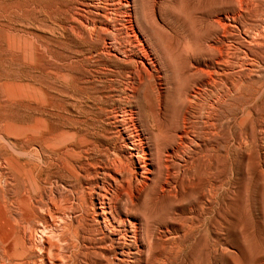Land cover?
<instances>
[{"label":"rangeland","instance_id":"374dc122","mask_svg":"<svg viewBox=\"0 0 264 264\" xmlns=\"http://www.w3.org/2000/svg\"><path fill=\"white\" fill-rule=\"evenodd\" d=\"M68 1L71 3V0H10V1L6 0V2H5V0H0V11L3 13L2 14L0 12V15L2 14V16L0 17V22H2V23H0V28H1L0 29L1 30L0 31V37H2L0 39V41L2 40L0 42V44L3 42L0 45V47H2V48H0V52L3 51L5 53V54H3V52L0 53L1 54L0 55V79L3 80V81L0 80V82H2L0 85V88H2L0 90V94L3 95L5 93L6 84H9L12 86L18 85V84H21V85L24 84L23 86L29 87L31 82H33L32 83L33 85L36 82H39V83H41V86H42V84L46 85V86L44 85L41 87L40 84L38 83L39 85L38 84H35V85H38L39 87L33 86L32 84L30 86V87H36V88L40 89V91L42 92V97H43V99H42L43 103L42 104L34 105L29 100H24L25 101L24 102L23 99H17V100H15L17 103L11 102V105L9 103H7L8 106L10 105V107H7V105L5 106V103H2L0 100L1 106L3 105L2 108L0 106V109H1L0 127H3L4 124H6V123H16V121H18L19 123H23L24 121L28 120V118H29V121L28 122L26 121L27 123L32 122L36 117H42L43 116L44 119H45V117L46 118L48 117L49 120H48V118L45 119V121L47 120V123H46L47 124V130L44 131L43 133H46L45 135L47 136L51 127H52L53 131L55 130L54 133H56V131H57V133H60V132H65L66 130L74 131V129H76L77 131H79V133H78V136H76L75 139L72 141V144L75 143L76 145L75 144L74 145L77 146L78 149L82 148L81 150H84V151L89 149L86 151V152H88L86 154L88 155L89 160H90V158H91V160H93L92 156L95 157L96 155H100V156L104 157V156L109 155L110 151H109V149H107V147H108L109 143H112L113 136L115 135L114 132L116 131L115 129L118 127L123 132V134H129V135H132V137L134 136L133 139L135 140V142H137V144L141 145L142 142L144 141L143 145L147 149H149V151H150V154H149L150 155V161H151L153 168H154L153 172H152L153 181H154V183L155 182L157 183L159 180H161V178L163 176V170H162V163L163 162H162V159H160V158H163L162 155L165 154V150L168 148V146L172 145L173 144L172 141H174L172 136L175 135L174 132H176V131H174L173 129L176 128V125L179 122H180L178 124L179 127L177 125V128L179 129L183 126V123H182L183 121L181 122L180 119L183 120L185 117L183 118V117H181V115L183 114V116H185L186 111L191 110L190 113H192L194 111V109H196V111H198V113L194 111L193 114H195V116H198V117L200 116V118H202L201 116L204 117V115H205L204 112L207 110L206 109L207 103L205 101L209 97H213L214 100L212 98H210V99H212L214 101V103L219 102V103H217V105H216V103L214 105V120H215V118H216V120L215 121L213 120V123H215L213 129L215 128V126L217 127V129L213 130V133L215 132L218 135L215 134V136L213 137V135H214L213 134L210 137L209 133H207L209 131L208 127L206 125H203L202 119H200V118L197 119V121H198V123L196 124L197 126H195V124H192V123L189 124L187 121L186 127L189 130L191 129L190 133L193 136L195 135L196 144L194 147L192 145L189 148L190 150L186 149V153H188V154L185 155L186 156L185 161H188V162L187 163L185 162L184 163L185 165L183 164V167H182L183 169L181 171V173H182L181 180L179 181V184H178L179 187L177 186L176 190L172 193H169V194L165 193V194H162L160 196L157 195L156 191L149 190V191H146V193L142 197L143 199L140 200L139 204H141V205L138 206V209L135 213L140 218V228H141L142 235H143V238H144L145 243H146V252L144 255L145 257L143 256L144 262L137 263L138 262L137 261V262H135V264H144V263L150 264L151 261H152L151 264L152 263L155 264V261H157V259H158V261L156 262V264H166V263L167 264H189V263L190 264H264V260H263L264 259V20H263L264 19V0H257V1H255V0H245V1L244 0H232L231 4H230V0L229 1L228 0H224V1L223 0H221V1L220 0H153V3L152 2L149 3L152 0H148V1L145 0V1H147V4L143 0H141V1L140 0L139 1L138 0H135V1L129 0L130 1V9H131L130 15L132 16V19H131L132 28L130 27V29H129V26H128V28L127 27L121 28L122 32H119L121 25H123L121 23L122 22L121 20H123L122 18H125L129 14H127L126 11L122 8V1L120 3V1L114 0L118 3H116V2L113 3V5H115V7L113 6L114 10L112 11V13H114V15L111 14V17H110L111 19L109 18V20H111L109 23H110V25L112 24L111 25L112 28L111 29L109 28V30L107 29L108 31L107 30L106 31L104 30V32L102 31V34H101V32L98 33L96 31V29L94 31L93 30L90 31V33H89V31L88 30L85 31V29H83V27L81 25L79 26V23L74 22L75 21L74 15H76L75 14L76 12H77V14H79L81 12L79 15H82V13H83L84 16L87 17V16H89L88 13L90 15L92 14V12H90V10L92 9L91 11H93V7L97 6L96 3H98V5H99L100 0L99 1L98 0L97 1L92 0L93 2L91 0H86V1L85 0H82V1L81 0H75V1L72 0L71 6H69L70 4ZM73 1L75 3L77 2V5ZM79 1H80V3H79ZM161 1H162V3H161ZM66 2H68V3H66ZM85 2L87 4H91V6L89 5V8L91 7L90 10H88L89 8ZM101 2H102V0L100 1V3ZM139 2L140 3L144 2L143 4H145V5H148V4L149 5L153 4V5L148 6V8L146 9L147 6L145 7V5H140ZM223 2H224V4H223ZM255 2L258 5L255 4ZM155 3H156V5H155ZM66 4H69V5H67L69 7L66 8V6H65ZM81 4H82V6H81ZM83 4H85L86 7ZM73 5H74V7H73ZM136 5L138 6V8ZM229 5L231 7H229ZM251 5H253V6H251ZM78 6H79V8H78ZM143 6L145 7V9ZM61 7H63L65 10H68V8H71V10L69 9L68 13L63 12L64 9ZM80 7H81L82 11H80L81 10ZM140 7H142V9ZM149 7H152V9L155 7L153 10L155 11V16L157 15L156 18L154 15L152 16L153 18L152 17L150 18L152 13L154 14V11L149 10L150 9ZM247 7H249V9ZM255 7H256V9H255ZM73 8H74V10H73ZM115 8H117V9H115ZM118 8H120V10H118ZM18 9H19V12H18ZM20 9L23 11V13L21 12ZM222 9H224V10L226 9V10L224 11ZM250 9L252 12L250 11ZM60 10H61V12H60ZM75 10H77V11H75ZM85 10L86 11L88 10L87 11L88 13ZM148 10H149V12L151 11L149 13V15L150 14L151 15L150 16L148 15L149 17L146 18ZM218 10H219V14H217ZM4 11H8V12L4 13ZM72 11H74L73 12L74 15L69 14L70 12L72 13ZM115 11H117V12H115ZM120 11L124 12V13H121ZM146 11H147V13H146ZM62 12H63V15H62ZM118 12L120 15L117 14ZM135 12H138V13H136V15H135ZM141 13H143V14H141ZM226 14H227V17H228L230 25H231V27L228 29V31H227L226 27H222L220 29V27H221L220 22L218 23V25L216 23L217 20L220 21L221 16L226 15ZM3 15H4L5 21L2 18ZM22 15H23V18H22ZM61 15L63 17L65 16L64 17L65 19L68 16L69 17L67 18V20H65V19H63V17ZM137 15H138V17H137ZM144 15H145V17H144ZM27 16H28V19H27ZM113 16H116L117 18L114 19ZM121 16H122V18H121ZM71 17H73V19H71ZM6 18H7V20H6ZM24 18H25V20H24ZM29 18L31 20H29ZM118 18H120V20ZM143 18L147 19L148 21L143 20ZM112 19L114 20L113 22H112ZM151 19H152V21H153V19L154 20L157 19L158 21L152 22ZM49 20L54 22V23L52 24L51 22H49ZM117 20H119V21H117ZM22 21H24V22L19 23ZM35 21H37V22H35ZM60 21L62 22V24ZM17 22H18V25H16ZM31 22H33V23H31ZM117 22H119V24ZM145 22L146 23L149 22L148 27L146 26L147 24H145ZM213 22H215V23H213ZM69 23H70V26H69ZM113 23L115 24V26ZM151 23H153V25L155 27ZM38 24H40L41 27ZM55 24H57L58 26L60 25L59 27H61V28L59 29V27ZM72 24H74V25H72ZM140 24H141V26H140ZM156 24H157V26H156ZM42 25H44L46 27H44ZM4 26L6 28V29L4 28L5 30L2 29V27H4ZM11 26H12V28H11ZM14 26H16V27H14ZM71 26L73 28V30L71 29L72 32L70 31ZM75 26H77V27H75ZM152 26H153V28H152ZM159 26H162L163 28L161 29V27H160V29H161L160 30ZM20 27H22V28H20ZM32 27H34L35 29H33ZM47 27L50 30H47ZM62 27L64 28V30ZM10 28L14 29V30H8ZM56 28H58L57 29L58 32L56 31ZM74 28L75 29L78 28V29H76V31H74L75 30ZM113 28H115V29L113 30ZM133 28H135V29H133ZM18 29H19V32H15V31H18ZM25 29H26L27 33L25 32ZM38 29H39V31H38ZM66 29H68V31ZM131 29L135 31V32L133 31L134 34L131 32L132 31ZM223 29H226V30H223ZM20 30H21V32H20ZM116 30H117V32H116ZM147 30H149V31H147ZM150 30H156V31L150 32ZM220 30H221V32H220ZM28 31H29V33H28ZM32 31H33L34 37H33V35H31ZM77 31L80 34H78ZM80 31H82V32H80ZM231 31H233L234 33ZM30 32H31V34H30ZM75 32H76V37L74 34ZM108 32H109V34H108ZM114 32H116V33H115V36L113 37ZM147 32H149V33H147ZM60 33H61V35H60ZM110 33H112L111 36H109ZM117 33H119L120 37L118 36ZM146 33H147V35H150L149 36L150 38L146 35ZM17 34L20 35L21 37L18 36ZM24 34H26V35H24ZM35 34H36V36H35ZM37 34H41V35H39V37L42 38V41L40 40L39 37H37ZM51 34H53V35H51ZM69 34H71V36H69ZM86 34H87V36L89 35V37H87ZM90 34H91V36H90ZM126 34L130 35V36L128 35L130 40ZM6 35H8V37ZM79 35H81V36H79ZM100 35H102V36H100ZM131 35H132V37H131ZM222 35H224V36H222ZM11 36H13L15 38H13ZM85 36H86V38H85ZM35 37L38 39H36ZM49 37L52 39H50ZM53 37H55L56 39L58 38V40H62V41H58ZM61 37H62V39H60ZM71 37H73V38H71ZM104 37L105 38L113 37V38H116L115 41H118L119 39H121L122 41L120 40L119 44H115L117 42H113L112 44H110L111 45L110 50H108L110 52H108L107 50H105V47H103V38ZM117 37H119V38L117 39ZM23 38L24 39L26 38L25 39L26 41L24 40L25 42L22 41ZM68 38H70L71 40ZM148 38H149V40H148ZM219 38H221L222 40ZM4 39L7 41H5ZM85 39L86 40L88 39V40L86 41ZM226 39H227V41H226ZM28 40H30V41H28ZM69 40L71 42H69ZM83 40L86 42H84ZM36 41H38L39 44L36 43ZM57 41H58V43H57ZM82 41H83V43H82ZM89 41H90V44H89ZM123 41L126 43V45ZM137 41H140V42H137ZM22 42L25 43V45L22 44ZM30 42H32L31 47H33V48H31V50H29L28 53L25 55V53L22 51V47H26L27 49L28 48L30 49V45H29ZM120 42H121V44H120ZM261 42L263 45H258ZM128 43H129V45H128ZM219 43H220V45H219ZM6 44L8 46H6ZM133 44H134V46H132ZM141 44H143V45H141ZM227 44L229 45L228 47H230V46L232 47V48L231 47L230 48H231V51L233 53H231L230 48H228L226 46ZM35 45L36 46L38 45L37 46L38 49ZM121 45H123V46H121ZM5 46L8 50H6L4 48ZM208 46L210 49H208ZM215 46H217V47L219 46L218 47L219 51H217L218 50L217 47L214 48V51H213V47H215ZM221 47H224L226 50L224 48H221ZM35 48L37 49L36 53H35V50H36ZM116 48H117V50H116ZM2 49H4V50H2ZM139 49L140 50L143 49V50H141V51H143L142 52L143 55L141 52H139L140 51ZM221 49H224V51L223 50L220 51ZM12 50H13V52H12ZM32 50H33V52H32ZM80 50H81V52H80ZM120 50H123L124 52L121 51L122 53H120ZM6 51H8V52L11 51L12 53L10 52L11 54H9ZM41 51H43V52L40 53ZM96 51H98V52L100 51V52L98 53ZM19 52L22 55L21 57H23V58H21L19 56L20 55ZM29 52H31V53L29 54ZM112 52H113V54H112ZM131 52H133L134 54H131ZM218 52L221 54H218ZM6 53H7V55H6ZM22 53L24 54V56ZM39 53L42 56H40ZM97 53H98V55H97ZM100 53L101 54L103 53V55H100ZM105 53H107V55ZM123 53L125 54L124 57L126 56L125 58H123ZM226 53H228V54H226ZM12 54H13V56H12ZM34 54H37V55L35 56ZM225 54L227 55L226 57H225ZM2 55H3V57H2ZM8 55H10V56H8ZM16 55H18V56H16ZM38 55H39V58L41 60H39V58L37 57ZM89 55H90V57H89ZM91 55H92V57H91ZM134 55H136V56L134 57ZM201 55H203V56H201ZM105 56H107V58ZM110 56H111V58H110ZM131 56H133V57H131ZM7 57H10V58H7ZM16 57L18 59L20 58L19 61H18V59L16 60ZM24 57H25V59H24ZM94 57H96V58H94ZM108 58H110L112 60H110ZM119 58L123 59V60L120 59L121 62L124 61V62H122V64H121ZM129 58H130L131 62L129 61ZM138 58H142V60L144 61L143 62L144 64L140 63ZM151 58H152V60H151ZM80 59H82V62H80ZM204 59H205V61H204ZM77 60H78V62H77ZM133 60H134V62H133ZM229 60L231 62V63L229 62L230 64L228 63ZM39 61L41 64L39 63ZM111 61H114V62L117 61V62L114 63ZM217 61H219V64ZM222 61L225 62L224 65H226V63H227L228 67L223 66V64L221 63ZM19 62L22 64V66ZM152 62L155 65H153V64L151 65ZM203 62H205L207 65H205V63H203ZM31 63H32V65H30ZM37 63H39L40 66H38L39 64H37ZM89 63H91V64H89ZM94 63H96V64H94ZM99 63L101 64V67H100ZM17 64H20V65L18 66ZM44 64L48 65V66H45ZM87 64L90 66V68H88L89 66ZM115 64H116V67H114ZM134 64L136 66H134ZM159 64H161V65H159ZM220 64H222L221 65L222 67L220 66ZM245 64H246V66H245ZM29 65L31 66V68ZM36 65L38 66V68H36ZM119 65H121V66L119 67ZM138 65H139V67H138ZM215 65L217 66L216 67L217 69H214ZM141 66L144 70H147L146 71L147 73L145 71H143ZM40 67H42V68H40ZM104 67L107 70L111 69L110 70L111 72L109 70L108 71L104 70L105 69ZM123 67H126L127 69L126 68L125 69L127 71ZM195 67H196V71H195ZM257 67H258V69H257ZM47 68L48 69H50V68L54 69L55 70L54 72L55 73L57 72L56 75L59 74V76L58 75H57V77H56V75L54 76L55 73H53V71L51 69L48 70ZM87 68H88V71H87ZM140 68H141V70H140ZM152 68H153V72H151ZM203 68L206 70H204ZM221 68H222V70H223V68H225V69L222 71ZM226 68H228L229 72L226 70ZM255 68H256V70L254 73ZM31 69L32 70L34 69V71H32ZM94 69H95V71H93ZM97 69H98V72L96 71ZM137 69H138V71H137ZM163 69H165V71H163ZM43 70H45V71H43ZM113 70H115V72ZM117 70H119L118 72L119 73L121 72V73L119 74L118 72H116ZM155 70L158 72H156ZM202 70H204L206 73ZM49 71L52 72L51 74H53V77H52V75L49 74ZM103 71H105L103 73L104 75L102 74ZM128 71H129V73H127ZM244 71H245L246 75L244 74ZM90 72H92V73H90ZM195 72H197V73H195ZM209 72H212V74H210ZM246 72L249 74L251 73L250 76H247ZM36 73H37V75L39 74L40 77H42L41 75L44 74L45 75V76L43 75L44 79L40 78L39 75L36 76ZM45 73H47V77H46ZM110 73H112V74H110ZM139 73L140 74L142 73V74L140 76L141 78L138 77L139 78L138 79L137 78L138 75L136 76L135 74H139ZM33 74H35V76ZM83 74H84V76H82ZM85 74L87 75V77ZM154 74H155V76H154ZM75 75L77 77L76 81L74 80L76 78V77H74ZM88 75L91 78H89ZM149 75L153 78H151ZM208 75H209V77H208ZM216 75H218L220 78H218V76L216 78ZM19 76H21V77L24 76V77L20 78ZM31 76H34L35 78L34 77L32 78ZM79 76L82 80L79 78ZM10 77L12 78V80L10 79ZM50 77H52V78H50ZM64 77H66L67 79L69 78V79L67 80ZM83 77H85V78H83ZM120 77H122V78L120 79ZM142 77H143V79L148 78V79H151L152 82L154 80H156L157 82L154 81L153 83H151V80L146 79L147 81H146V83H144L145 80H143ZM210 77L212 79H215V81L212 80ZM239 77L242 79H240ZM248 77H250V78H248ZM25 78L27 79V82H26ZM38 78H40L41 80ZM92 78L94 81L92 80ZM108 78L111 81H109ZM126 78H127V80H126ZM133 78L135 79L134 80L135 82L133 81ZM164 78L167 79L166 80L167 82L165 81ZM246 78H248V79H246ZM22 79H24L23 80L24 83H22L23 82ZM32 79H34V80H32ZM45 79H47V81ZM99 79H100V81H99ZM119 79H120V81H118ZM207 79L209 81H211V80L214 81L215 84L212 81L210 82L212 84L209 83L210 85L205 84V82L207 83V81H208ZM15 80H16V82H15ZM48 80H49V82L51 80L52 85H51V83L50 84L48 83ZM105 80H106V82H103ZM113 80H115V81H113ZM121 80H123V81H121ZM138 80L144 81V82H139ZM200 80L204 83H201ZM242 80H243V82H242ZM11 81H13V84ZM40 81H42V82H40ZM82 81H84V83ZM131 81L133 83H137V81H138V83L132 85ZM223 81L224 82L226 81V82L224 83ZM19 82H21V83H19ZM29 82H30V84H29ZM53 83H55L56 85H53ZM79 83L81 86L80 85L78 86ZM148 83L152 84L154 89L156 88L155 91L158 94V96L155 95L153 87L150 90V88H151L150 84H149V87L146 86ZM154 83H155V85H154ZM96 84L99 87H96ZM103 84L105 87L102 86ZM109 84H111L112 87ZM121 84L123 85V87ZM200 84H202V87ZM84 85H87L89 88L91 86H93V87L88 89L87 86L83 87ZM194 85H197L198 87L194 86ZM52 86L55 88L58 87L59 90L57 88L54 89L55 91L53 90V88L50 89V87H52ZM94 86H95V88H94ZM156 86H158L159 88ZM79 87H82V89L84 88L85 91H81L82 89L80 90ZM102 87H103V89H102ZM113 87L117 88L118 90L113 89ZM142 87H145L147 90H142ZM192 87H193V90L191 92L190 89H192ZM72 88L74 91L72 90ZM76 88H77V90H75ZM98 88H101V90ZM105 88H106V90H105ZM126 88H127V90H126ZM148 88H149L150 92L152 91L154 93L155 97H157V100H159L158 97H161V99L158 101L161 104H159L158 102L155 101L156 98H155V100H153L154 95H153V93L152 94L149 93ZM162 88H164V89H162ZM130 89H132L134 92L133 93H132V91L130 92ZM158 89L160 91H157ZM44 90H45V92H44ZM102 90H104L103 93H102ZM108 90H110V91H108ZM163 90H165V91H163ZM195 90L196 91L198 90V93H196ZM46 91H48L49 93H53V95L55 94L54 95L55 98H56V95H58L57 98L52 99V97H50V95L52 96V94L49 95ZM56 91H57V94L55 93ZM59 91H60V93H59ZM75 91H77L79 94L77 95V93ZM122 91H123V93H122ZM143 91H145V92H143ZM161 91H162V93H161ZM234 91L236 94L234 93ZM107 92H108V94H107ZM109 92H111V93H109ZM186 92H187V94H186ZM188 92H189V95H188ZM190 92H191V94H190ZM61 93H63V94H61ZM105 93H106V95H105ZM129 93L132 95L130 96ZM140 93H142V94H140ZM159 93L161 95H159ZM220 93H221V96H220ZM113 94H114V96H113ZM232 94H234V95H232ZM72 95L73 96L75 95L74 96L75 99ZM139 95L141 97H139ZM143 95H145V96H143ZM152 95H153V98H150ZM185 95H187V96H185ZM194 95L197 96L195 100L191 98ZM200 95L202 97L203 96L204 97L202 98ZM216 95H218L219 97L218 96L216 97ZM76 96L79 97V99L76 98ZM102 96H103V98H102ZM109 96H110V98H109ZM117 96H118V98H117ZM205 96H206V98H205ZM85 97L86 98L88 97L87 98L88 100ZM127 97L129 98L130 101H128ZM133 97H134V99H133ZM187 97H190V98H189V100L186 101L184 98H187ZM198 97H199L200 101H199ZM220 98H222V99H220ZM223 98H224V100H223ZM50 99H52V101ZM135 99H138V101ZM151 99H152V101H151ZM190 99H192V102L195 101L197 104L190 103L191 102ZM18 100L23 102L22 103L23 105H25L26 103H29V105H30V103H31L30 107L32 106V108H28V105H27L24 107V109H25L24 110L22 107L23 105L21 106V102ZM108 100H110V101L107 102ZM100 101H102V102H100ZM154 101H155V104L157 103V105H155L153 103ZM185 101L188 103H185ZM223 101L224 102L228 101V103L226 102L224 105ZM112 102H114L115 104H113ZM120 102H121V104H120ZM15 103H16V106H15ZM53 103H54V105H53ZM94 103H96V104H94ZM198 103H200V104H198ZM74 104H77V105H74ZM158 104H159V106H158ZM185 104H189V106L188 105L186 106ZM49 105H50V107H49ZM52 105H53L54 109H52V107H51ZM72 105H73V107H72ZM84 105H86V106H84ZM137 105L139 106V108ZM162 105H163V107H162ZM36 106L38 108H36ZM41 106L46 107V108L48 107L49 109L48 108L44 109ZM74 106H75V108H74ZM100 106H101V108H100ZM218 106H220V107H218ZM12 107H14V108H12ZM21 107H22V110H21ZM95 107L98 110H95L96 109ZM185 107L186 108L188 107V108H187V110L184 111V109H186ZM203 107L205 108V111H204ZM215 107L218 108V110L217 109L215 110ZM7 108H9V109H7ZM41 108H42L43 113L41 112ZM198 108H200V109H198ZM37 109H39V110H37ZM126 109H128V110H126ZM33 110H35V111H33ZM46 110L49 111V113ZM89 110H91V111H89ZM111 110L114 112H112ZM138 110L141 112L139 113ZM143 110H145V111H143ZM19 111H21V112H19ZM116 111H118V114L116 113ZM126 111L129 114V116L127 115ZM201 111H204V112H202L203 114L201 113ZM18 112H19V115L17 114ZM26 112L29 114V116L26 114ZM51 112H52V115L50 114ZM99 112H101V113H99ZM155 112H156V114L160 115L158 120L156 119V118H158V115H156ZM158 112L161 114H159ZM46 113H47V115H45ZM55 113H56V115H55ZM92 113H94V114H92ZM105 113H106V118H105ZM8 114H9V116L12 114L13 116H11V117H13V118L7 116ZM20 114L21 115L23 114V115L21 116ZM32 114H33V116H31ZM41 114H43V115L41 116ZM186 114H189V113L186 112ZM3 115L7 118L6 121H3V118L6 119ZM34 115H35V117H34ZM85 115H86V117H84ZM124 115H125V117H124ZM219 115H221V116H219ZM1 116H3V118ZM23 116H27V117L24 118ZM52 116H53V118H52ZM107 116L109 118V121L107 120ZM111 116H115L116 118L118 117L117 118L118 123H115V125L112 124V121L110 120ZM140 116H142L143 119H141ZM15 117H17V118H15ZM130 117H131V119H130ZM139 117H140V121L142 120V122L139 121ZM18 118H21L22 121ZM55 118H56V120H55ZM74 118H76L78 120H76ZM93 118L94 119L97 118V119L93 120ZM99 118H101V119H99ZM90 119H91V121H90ZM148 119H150L149 120L150 122H148ZM8 120L10 122H8ZM52 120H55V121L53 122ZM99 120H101V121H99ZM121 120H123V121H121ZM129 120L132 121V124L129 122ZM72 121H74V122H72ZM79 121H81L82 123H84L86 125V128L88 129V131L85 128V125H83L81 122L78 123ZM87 121L91 122V123H87ZM155 121H156V123H154ZM51 122H52V124L55 123V125L54 124H53V126L50 125ZM75 122H77V124ZM176 122H178V123H176ZM57 123H58V127H57ZM68 123H70V124H68ZM71 123H72L73 127H72ZM150 123L153 125H151ZM1 124H3V125H1ZM128 124L132 127V129ZM104 125H105V127H104ZM146 125H147V127H146ZM55 126L57 128H59L60 131L57 128H55ZM66 126H67V129H66ZM82 126H84V127H82ZM92 126H95V127H92ZM154 126H155V128H154ZM90 127H91V129H90ZM177 128L175 130H178ZM192 128H194L195 130H198L197 132H199V133H197ZM61 129H63V130H61ZM70 129H72V130H70ZM79 129H82L85 131L82 132V130H79ZM147 129H149V130H147ZM199 129H200V131H199ZM52 130L50 132H53ZM89 130H91V131H89ZM134 130H136L139 133L138 134L139 138L134 135ZM100 131L103 134H101ZM106 131H108V132H106ZM203 131H204V133H203ZM205 131H207V132H205ZM132 132H133V134H132ZM152 132H154V133H152ZM157 132H159V133L157 134ZM193 132L194 133L196 132V133L193 134ZM172 133H174V134H172ZM97 134H98V138H96ZM45 135L43 134L42 136H45ZM94 135H96V136H94ZM101 135L102 136L104 135L103 136L104 138ZM167 135H170V136H167ZM197 135L199 136V138H196V137H198ZM202 135H205V136H202ZM89 136H91V138ZM168 137H170L173 140H170ZM95 139H96V141H95ZM197 139H199V140H197ZM80 140H81V142H79ZM139 140L142 142L140 143ZM165 141H167V142L169 141V142L166 144ZM211 141L213 144L211 143ZM99 142L102 144L101 145L102 147H100ZM163 142H165V145L163 144ZM197 142L199 144L202 143L204 145L199 146V144H198V146H199L198 147V146H196ZM169 143H170V145H168ZM209 144H210L211 148L208 146ZM95 145H97L100 148V150ZM201 146H203V147H201ZM163 147H164V149L165 148L166 149L164 150ZM191 149L193 150V153H192ZM90 150L92 151L91 153H90ZM195 150H196V152H194ZM94 151H96V152H94ZM98 151H99V153H98ZM94 153H97V154H94ZM103 153H105V154H103ZM204 153H205V155H204ZM191 154L194 155L192 157L193 159L196 156L194 160L192 158H191L192 160L190 158H188V156L189 157L192 156ZM197 155H198V157H197ZM202 159H203V161H202ZM190 160L192 161V164H194V166L191 164ZM211 165H212V167H210ZM185 167H187V168H185ZM185 172H187V173L185 174ZM192 172H194V173H192ZM185 175H187L189 177L186 176L187 177L186 178ZM195 176H196V178H195ZM193 178H194V180H193ZM212 184L214 185V187H216L215 189H214ZM207 185H208V187H207ZM194 186H196V188ZM211 186L215 190V192H213ZM205 187H207L208 189H206ZM205 189H206V191L208 190L207 191L208 193L206 192L207 195L212 193L213 195L212 194L211 195L213 197L214 196H216V197H214V199H213L210 197V195H209V197L206 196ZM184 191H186V192H184ZM193 193H195V194H193ZM196 193L200 196H197ZM147 194H148V196H147ZM194 196L195 197L197 196L199 198L198 200H201L202 202L198 201V203H197V199L195 198L196 199V201H195V199L193 198ZM175 197H176V199H175ZM208 198H209V200H208ZM188 200L189 201L191 200V202H189ZM213 200L216 202H213ZM190 203H191V206H190ZM205 204H206V206H204ZM202 207H204L203 210H202ZM180 208L182 210H180ZM198 208H199V210H198ZM208 209L210 210V212ZM174 214L176 215L175 217L172 216ZM212 215H213V217H212ZM180 218L182 220H180ZM176 219H178V220H176ZM181 221H183V222H181ZM176 222L178 225L176 224ZM208 222H210V223H208ZM141 225H142L143 229H142ZM153 226H155V227H153ZM174 226L178 227V228H175ZM182 226L185 228H182ZM187 226H188V228H187ZM150 227H152L153 232L155 231L154 232V234L156 233L155 235L153 233H151L152 231L151 232L149 231V230H151ZM167 231H170V233L172 232V234H170ZM150 233H151L150 236H152V234H153V236H159L160 239H158V241H161V242L158 243L157 240H156L157 243L153 242L151 240V238L149 237ZM176 233L179 236L175 235ZM163 235L166 237H164ZM170 235H172V236L170 237ZM167 238L169 240H172L171 244H174V246H175L174 247L172 245V248L174 247L173 251H171L172 248H169L171 246L170 245L171 241L167 242ZM165 239H166L165 242L167 243V246H168V247H166V249H167V251L169 250L168 253H170V254H168L165 251L166 249H163L164 252L161 251V254H160V250H162V248L164 246L163 240H165ZM148 240L151 241V243ZM193 241H194V243H193ZM173 242H175V243H173ZM185 246L188 248H185ZM175 249H177V250H175ZM99 252L100 251L96 250L95 252H89L88 253L87 260L89 261V263L99 262L101 260ZM165 253H167V254H165ZM153 255H155L157 257L159 255V257L157 258ZM165 255H167L168 257L166 256L167 258H165ZM160 256H161V258H160ZM162 260L165 261V263H163ZM171 260H173V261H171Z\"/></svg>","mask_w":264,"mask_h":264},{"label":"bare ground","instance_id":"6f19581e","mask_svg":"<svg viewBox=\"0 0 264 264\" xmlns=\"http://www.w3.org/2000/svg\"><path fill=\"white\" fill-rule=\"evenodd\" d=\"M8 1V0H7ZM10 1V0H9ZM75 1V0H74ZM73 1V2H74ZM82 1V0H81ZM86 1V0H85ZM92 1V0H91ZM97 1V0H96ZM99 1V0H98ZM101 1V0H100ZM99 1V5L98 3L97 6H94L93 4V11L90 10L89 8V5L91 6V4H87L88 6V10H90V12H92V14L90 15L86 10V12L88 13L89 16L85 17L84 14L82 13V15H79L77 14V12L75 13L76 15H74V11H72V13L70 12L69 14H73L74 15V22L76 23H79V26L81 25L83 27V29L88 30L89 33L90 31H94L96 29V31L99 33L101 32L102 34V31L104 32V30L106 31L107 29L109 30V28L111 29L112 28V24L110 25V21L109 18L111 17V14L114 15V13H112V11L114 10L113 6L115 7V5H113L114 0H102V2L100 3ZM122 1V8L126 11L127 14H129L128 16H126L125 18H121L123 20H121L122 24L121 27H120V31L119 32H122L121 31V28H128L129 26V29L130 27L132 28V16L130 15L131 13V9H130V1L129 0H118ZM135 1V0H134ZM139 1V0H138ZM141 1V0H140ZM145 1V0H143ZM148 1V0H147ZM147 1H145V3L147 4ZM221 1V0H220ZM224 1V0H223ZM229 1V0H228ZM231 1L230 0V4H231ZM245 1V0H244ZM257 1V0H255ZM6 2V0H5ZM69 2V1H68ZM66 2V3H68ZM90 2V1H89ZM93 2V1H92ZM153 3V0L150 1L149 3ZM160 2V1H159ZM226 2V1H225ZM243 2V1H242ZM75 3V2H74ZM80 3V1H79ZM84 3V2H83ZM118 3V2H116ZM140 3V2H139ZM142 3V2H141ZM140 5H145V4H141ZM162 3V1H161ZM229 3V2H228ZM247 3V2H246ZM252 3V2H251ZM70 4V5H69ZM69 4H66V8L71 6L72 5V0H71V3L69 2ZM77 5V2L75 3ZM160 4V3H159ZM224 4V2H223ZM222 4V5H223ZM253 4V3H252ZM255 4H257L255 2ZM61 5V4H60ZM69 5V6H67ZM75 5V6H76ZM79 5V4H78ZM85 6V4H83ZM118 5V4H117ZM153 4H148V5H145L146 9L148 8V6H152ZM156 5V3H155ZM247 5V4H246ZM258 5V4H257ZM82 6V4H81ZM137 6V5H136ZM253 6V5H251ZM256 6V5H255ZM74 7V5H73ZM86 7V6H85ZM117 7V6H116ZM119 7V6H118ZM144 7V6H143ZM144 7V9H145ZM223 7V6H222ZM229 7H231L229 5ZM33 8V7H32ZM63 8V7H61ZM79 8V6H78ZM84 8V7H83ZM138 8V6H137ZM142 9V7H140ZM150 9L149 10H153L152 7H149ZM233 8V7H232ZM249 9V7H247ZM253 8V7H252ZM64 9V8H63ZM71 10V8H68V10ZM77 9V8H76ZM81 9V7H80ZM85 9V8H84ZM83 9V10H84ZM117 9V8H115ZM143 9V10H144ZM256 9V7H255ZM21 10V9H20ZM24 10V9H23ZM26 10V9H25ZM59 10V9H58ZM62 10V9H61ZM60 10V12H61ZM65 10V9H64ZM63 12H67L68 13V10H65ZM74 10V8H73ZM118 10H120V8H118ZM148 10V13H147V16L146 18H148L150 15ZM224 10V9H222ZM226 10V9H225ZM224 10V11H225ZM254 10V9H253ZM16 11V10H15ZM14 11V12H15ZM57 11V10H56ZM77 11V10H75ZM82 11V9L80 10ZM145 11V10H144ZM154 11V10H153ZM251 11V9H250ZM1 12V11H0ZM7 13L8 11H4V13ZM11 12V11H10ZM9 12V13H10ZM18 12H19V9H18ZM17 12V13H18ZM21 12L23 13V11L21 10ZM63 12H62V15H63ZM79 12V11H78ZM117 12V11H115ZM121 12V11H120ZM143 12V11H142ZM252 12V11H251ZM2 13V12H1ZM16 13V12H15ZM21 13V14H22ZM66 13V14H67ZM121 13H124V12H121ZM136 13L138 12H135V15ZM250 13V12H249ZM263 13V12H262ZM3 14V13H2ZM2 14L0 15V17L2 16ZM119 14V12L117 13ZM143 14V13H141ZM219 14V10H218V13ZM61 15V16H62ZM68 15V14H67ZM120 15V14H119ZM146 15V14H145ZM144 15V17H145ZM149 15V16H148ZM155 16V11H154V14L152 13V15L150 16V18L152 16ZM261 15V14H260ZM7 16V15H6ZM21 16V15H20ZM60 16V15H59ZM117 16V15H116ZM116 16H113L114 19L117 18ZM131 16V17H130ZM19 17V16H18ZM17 17V18H18ZM63 17V16H62ZM65 17V16H64ZM63 17V19H65ZM67 17V16H66ZM69 17V16H68ZM67 17V18H68ZM120 17V16H119ZM124 17V16H123ZM138 17V15H137ZM157 17V15L155 16V18ZM216 17V16H215ZM218 17V16H217ZM230 17V16H229ZM233 17V16H232ZM3 20H4V15H3ZM22 18H23V15H22ZM67 18L65 20H67ZM153 18V17H152ZM219 18V17H218ZM21 19V18H20ZM27 19H28V16H27ZM50 19V18H49ZM55 19V18H54ZM57 19V18H56ZM70 19V18H69ZM68 19V20H69ZM71 19H73V17H71ZM111 19V18H110ZM120 20V18H118ZM215 19V18H214ZM7 20V18H6ZM23 20V19H22ZM25 20V18H24ZM29 20H31L29 18ZM28 20V21H29ZM36 20V19H35ZM47 20V19H46ZM51 20V19H50ZM52 24L54 22L50 21ZM117 20V21H119ZM140 20V19H139ZM143 20H147V19H144ZM142 20V21H143ZM156 20V21H155ZM151 19L152 22H157L158 20L157 19ZM264 20V19H263ZM5 21V20H4ZM27 21V22H28ZM34 21V20H33ZM58 21V20H57ZM62 21V20H61ZM60 21V22H61ZM114 20L112 19V22ZM148 21V20H147ZM231 21V20H230ZM24 21L22 22H19V23H23ZM37 22V21H35ZM63 22V21H62ZM61 22V24H62ZM69 22V21H68ZM67 22V23H68ZM73 22V23H74ZM220 22V29L222 27H226L227 28V31L228 29L231 27L230 25V22H229V19L227 17V14L226 15H223L221 16L220 18V21L217 20V25L218 23ZM2 23V22H0ZM8 23V22H7ZM33 23V22H31ZM39 23V22H38ZM58 23V22H57ZM65 23V22H64ZM119 24V22H117ZM215 23V22H213ZM9 24V23H8ZM29 24V23H28ZM60 24V23H59ZM114 24V23H113ZM145 24H147L146 26L148 27V23L145 22ZM153 25V23H151ZM150 24V25H151ZM234 24V23H233ZM18 25V22L17 24ZM24 25V24H23ZM34 25V24H33ZM40 26V24H38ZM45 25V24H44ZM42 25V26H44ZM57 25V24H55ZM74 25V24H72ZM160 25V24H159ZM8 26V25H7ZM32 26V25H31ZM38 26V27H39ZM58 26V25H57ZM60 26V25H59ZM58 26V27H59ZM69 26H70V23H69ZM115 26V24H114ZM113 26V27H114ZM139 26V25H138ZM141 26V24H140ZM143 26V25H142ZM154 26V25H153ZM152 26V28H153ZM157 26V24H156ZM16 27V26H14ZM41 27V26H40ZM39 27V28H40ZM46 27V26H44ZM65 27V26H64ZM68 27V26H67ZM74 27V26H73ZM77 27V26H75ZM136 27V26H135ZM155 27V26H154ZM163 28L162 26H159V29ZM233 27V26H232ZM235 27V26H234ZM4 27H2V29H4ZM8 28V27H7ZM12 28V26H11ZM8 29V30H14V29ZM22 28V27H20ZM33 29H35L34 27H32ZM52 28V27H51ZM61 27H59L60 29ZM63 28V27H62ZM70 28V27H69ZM116 28V27H115ZM113 28V30L115 29ZM146 28V27H145ZM157 28V27H156ZM155 28V29H156ZM263 28V27H262ZM1 29V28H0ZM6 29V28H5ZM4 29V30H5ZM46 29V28H45ZM58 28H56V31H57ZM71 29L73 30L72 26L70 28V31ZM75 29V28H74ZM78 29V28H76ZM76 29L74 31H76ZM118 29V28H117ZM128 29V30H129ZM135 29V28H133ZM160 29V30H161ZM16 30V29H15ZM31 30V29H30ZM37 30V29H36ZM47 30H50L48 29L47 27ZM64 30V28H63ZM62 30V31H63ZM68 31V29H66ZM107 30V31H108ZM119 30V29H118ZM127 30V29H126ZM132 30V29H131ZM159 30V31H160ZM223 30H226V29H223ZM231 30V29H230ZM1 31V30H0ZM3 31V30H2ZM7 31V30H6ZM23 31V30H22ZM39 31V29H38ZM79 31V30H78ZM77 31V33H78ZM111 31V30H110ZM130 31V30H129ZM134 30H132L131 32L133 33ZM140 31V30H139ZM146 31V30H145ZM149 31V30H147ZM153 32V31H156V30H150V32ZM8 32V31H7ZM6 32V33H7ZM15 32H19V29L18 31H15ZM21 32V30H20ZM25 32L27 33L26 29H25ZM53 32V31H52ZM58 32V31H57ZM72 32V31H71ZM82 32V31H80ZM113 32V31H112ZM117 32V30H116ZM113 34V37L115 36V33ZM127 32V31H126ZM135 32V31H134ZM221 32V30H220ZM233 32V31H231ZM9 33V32H8ZM11 33V32H10ZM29 33V31H28ZM36 33V32H35ZM62 33V32H61ZM60 33V35H61ZM70 33V32H69ZM88 33V32H87ZM92 33V32H91ZM106 33V32H105ZM125 33V32H124ZM130 33V32H129ZM149 33V32H147ZM146 33V35H147ZM224 33V32H223ZM222 33V34H223ZM234 33V32H233ZM232 33V34H233ZM12 34V33H11ZM31 34V32H30ZM49 34V33H48ZM75 34V37H76V32L74 33ZM80 34V33H78ZM77 34V35H78ZM109 34V32H108ZM107 34V35H108ZM112 33H110L109 36H111ZM118 36H119V33H117ZM116 34V35H117ZM134 34V33H133ZM136 34V33H135ZM231 34V35H232ZM18 35V34H17ZM16 35V36H17ZM26 35V34H24ZM28 35V34H27ZM33 35V31H32V34ZM39 35L41 34H37V37H39ZM46 35V34H45ZM53 35V34H51ZM58 35V34H57ZM56 35V36H57ZM93 35V34H92ZM104 35V34H103ZM106 35V34H105ZM127 37L129 34H126ZM4 36V35H3ZM8 37V35H6ZM20 36V35H18ZM17 36V37H18ZM23 36V35H22ZM30 36V35H29ZM36 36V34H35ZM47 36V35H46ZM55 36V35H54ZM59 36V35H58ZM69 36H71V34H69ZM73 36V35H72ZM81 36V35H79ZM87 36V34H86ZM85 36V38H86ZM91 36V34H90ZM97 36V35H96ZM102 36V35H100ZM123 36V35H122ZM130 36V35H129ZM148 37L150 35H147ZM224 36V35H222ZM13 37V36H11ZM21 37V36H20ZM24 37V36H23ZM34 37V35H33ZM32 37V38H33ZM48 37V36H47ZM52 37V36H51ZM68 37V36H67ZM89 37V35L87 36ZM113 37H109V38H103V47H105V50H110V44H112L113 42H117L115 44H119V41L121 39H119L118 41H115L116 38H113ZM120 37V36H119ZM117 37V39L119 38ZM126 37V38H127ZM132 37V35H131ZM220 37V36H219ZM262 37V36H261ZM260 37V38H261ZM2 37H0L1 39ZM4 38V37H3ZM15 38V37H13ZM36 38V37H35ZM40 40L42 41V38L39 37ZM50 38V37H49ZM55 38V37H53ZM65 38V37H64ZM73 38V37H71ZM82 38V37H81ZM92 38V37H91ZM102 38V37H101ZM122 38V37H121ZM125 38V37H124ZM129 38V37H128ZM150 38V37H149ZM148 38V40H149ZM152 38V37H151ZM263 38V37H262ZM6 39V38H5ZM4 39V40H5ZM12 39V38H11ZM26 39V38H25ZM23 38L22 41L25 40ZM31 39V38H30ZM34 39V38H33ZM38 39V38H36ZM52 39V38H50ZM56 39V38H55ZM62 39V37L60 38ZM70 39V38H68ZM83 39V38H82ZM147 39V38H146ZM221 39V38H219ZM257 39V38H256ZM3 40V41H4ZM54 40V39H53ZM58 40V38L56 39ZM64 40V39H63ZM71 40V39H70ZM69 40V42H71ZM86 40V39H85ZM88 40V39H87ZM86 40V41H87ZM124 40V39H123ZM130 40V38H129ZM138 40V39H137ZM213 40V39H212ZM217 40V39H216ZM222 40V39H221ZM255 40V39H254ZM258 40V39H257ZM2 41V40H1ZM0 41V42H1ZM7 41V40H5ZM4 41V42H5ZM26 41V40H25ZM24 41V42H25ZM30 41V40H28ZM32 41V40H31ZM58 41H62V40H58ZM57 41V43H58ZM84 41V40H83ZM82 41V43H83ZM84 41V42H86ZM102 41V40H101ZM122 41V40H121ZM126 41V40H125ZM128 41V40H127ZM133 41V40H132ZM141 41V40H140ZM140 41H137V42H140ZM227 41V39H226ZM252 41V40H251ZM250 41V42H251ZM56 42V41H55ZM64 42V41H63ZM68 42V43H69ZM81 42V41H80ZM124 42V41H123ZM135 42V41H134ZM149 42V41H148ZM210 42V41H209ZM254 42V41H253ZM3 43V42H2ZM1 43V44H2ZM6 43V42H5ZM36 43H38V41H36ZM41 43V42H40ZM56 43V44H57ZM67 43V44H68ZM125 43V42H124ZM131 43V42H130ZM151 43V42H150ZM207 43V42H206ZM0 44V45H1ZM22 44L25 45V43L22 42ZM31 44L32 42L29 43L30 45V49L26 48V47H22V51L25 53V55L28 53L29 50H31ZM39 44V43H38ZM86 44V43H85ZM89 44H90V41H89ZM121 44V42H120ZM148 44V43H147ZM152 44V43H151ZM27 45V44H26ZM41 45V44H40ZM126 45V43H125ZM124 45V46H125ZM129 45V43H128ZM143 45V44H141ZM220 45V43H219ZM254 45V44H253ZM256 45V44H255ZM258 45H263L262 42ZM6 46H8L6 44ZM6 46L4 47L6 50H8L6 48ZM36 46V45H35ZM38 46V45H37ZM36 46V47H37ZM44 46V45H43ZM82 46V45H81ZM85 46V45H84ZM91 46V45H90ZM89 46V47H90ZM117 46V45H116ZM115 46V47H116ZM123 46V45H121ZM134 46V44L132 45ZM152 46V45H151ZM227 47L229 46L228 44L226 45ZM45 47V46H44ZM87 47V46H86ZM97 47V46H96ZM119 47V46H118ZM128 47V46H127ZM131 47V46H130ZM129 47V48H130ZM144 47V46H143ZM153 47V46H152ZM217 46L213 47V51H214V48H216ZM219 47V46H218ZM217 47V48H218ZM231 47V46H230ZM228 47V48H230ZM259 47V46H258ZM2 48V47H0ZM21 48V47H20ZM134 48V47H133ZM137 48V47H136ZM156 48V47H155ZM154 48V49H155ZM212 48V47H211ZM221 48H224V47H221ZM232 48V47H231ZM231 48H230V51H231ZM16 49V48H15ZM19 49V48H18ZM36 49V48H35ZM38 49V47H37ZM37 49L35 50V53L37 51ZM87 49V48H86ZM104 49V48H103ZM115 49V48H114ZM113 49V50H114ZM135 49V48H134ZM153 49V50H154ZM158 49V48H157ZM208 49L209 46H208ZM225 49V48H224ZM224 49H221L220 51H224ZM4 50V49H2ZM88 50V49H87ZM101 50V49H100ZM117 50V48H116ZM130 50V49H129ZM128 50V51H129ZM140 50V49H139ZM143 50V49H141ZM139 51V52H143V51ZM226 50V49H225ZM228 50V49H227ZM75 51V50H74ZM121 51L123 50H120V53H122ZM147 51V50H146ZM157 51V50H156ZM219 51V48L218 50ZM3 52V51H2ZM0 52V53H2ZM8 52V51H6ZM11 52V51H10ZM8 52L9 54H11L13 52L10 53ZM15 52V51H14ZM33 52V50H32ZM43 51H41L40 53H42ZM66 52V51H65ZM81 52V50H80ZM90 52V51H89ZM98 52V51H96ZM100 52V51H99ZM98 52V53H99ZM105 52V51H104ZM110 52V51H108ZM115 52V51H114ZM117 52V51H116ZM124 52V51H123ZM137 52V51H136ZM229 52V51H228ZM18 53V52H17ZM16 53V54H17ZM31 52H29L30 54ZM39 53V55H40ZM83 53V52H82ZM91 53V52H90ZM97 53V55H98ZM119 53V52H118ZM158 53V52H157ZM231 53H233L231 51ZM3 54H5L3 52ZM14 54V53H13ZM12 54V56H13ZM20 54V52H19ZM18 54V55H19ZM23 54V53H22ZM85 54V53H84ZM107 55V53H105ZM104 54V55H105ZM113 54V52H112ZM111 54V55H112ZM131 54H134L133 52H131ZM218 54H221L218 52ZM228 54V53H226ZM225 54V57L227 56ZM1 55V54H0ZM7 55V53H6ZM16 55V56H18ZM35 56L37 54H34ZM39 55L37 56L39 58ZM100 55H103V53ZM117 55V54H116ZM120 55V54H119ZM124 53H123V58L124 57ZM139 55V54H138ZM137 55V56H138ZM143 55V53H142ZM156 55V54H155ZM210 55V54H209ZM224 55V54H223ZM230 55V54H229ZM10 56V55H8ZM15 56V55H14ZM20 57L22 56L21 54L19 55ZM24 56V54H23ZM30 56V55H29ZM42 56V55H40ZM115 56V55H114ZM113 56V57H114ZM129 56V55H128ZM136 55H134L135 57ZM140 56V55H139ZM203 56V55H201ZM3 57V55H2ZM5 57V56H4ZM31 57V56H30ZM79 57V56H78ZM90 57V55H89ZM92 57V55H91ZM107 58V56H105ZM133 57V56H131ZM130 57V58H131ZM146 57V56H145ZM144 57V58H145ZM158 57V56H157ZM223 57V56H222ZM7 58H10V57H7ZM23 58V57H21ZM80 58V57H79ZM96 58V57H94ZM111 58V56H110ZM108 58V59H110ZM130 58H129V61H130ZM137 58V57H136ZM150 58V57H149ZM155 58V57H154ZM207 58V57H206ZM210 58V57H209ZM208 58V59H209ZM4 59V58H3ZM18 58L16 57V60ZM20 59V58H19ZM18 59V61H19ZM25 59V57H24ZM91 59V58H90ZM114 59V58H113ZM118 59V58H117ZM121 58H119L120 60ZM127 59V58H126ZM139 59V62L140 63H143L144 61L142 60V58H138ZM137 59V60H138ZM158 59V58H157ZM221 59V58H220ZM224 59V58H223ZM222 59V60H223ZM231 59V58H230ZM5 60V59H4ZM39 60H41L39 58ZM89 60V59H88ZM92 60V59H91ZM99 60V59H98ZM103 60V59H102ZM112 60V59H110ZM123 60V59H121ZM120 60V62H121ZM136 60V59H135ZM152 60V58H151ZM213 60V59H212ZM38 61V60H37ZM36 61V62H37ZM205 61V59H204ZM27 62V61H26ZM78 62V60H77ZM80 62H82V59H80ZM84 62V61H83ZM99 62V61H98ZM111 62H114V61H111ZM117 62V61H116ZM114 62V63H116ZM119 62V61H118ZM124 62V61H122ZM121 62V64H122ZM131 62V61H130ZM134 62V60H133ZM132 62V63H133ZM136 62V61H135ZM151 62V61H150ZM149 62V63H150ZM160 62V61H159ZM207 62V61H206ZM210 62V61H209ZM213 62V61H212ZM218 64H219V61H217ZM230 62V60L228 61V63ZM20 63V62H19ZM40 63V61H39ZM37 63V64H39ZM109 63V62H108ZM129 63V62H128ZM205 63V62H203ZM214 63V62H213ZM223 64V66H227L228 67V64L226 63V65H224L225 62H221ZM231 63V62H230ZM229 63V64H230ZM21 64V63H20ZM20 64H17L18 66ZM41 64V63H40ZM40 64L38 66H40ZM91 64V63H89ZM96 64V63H94ZM100 64V63H99ZM110 64V63H109ZM124 64V63H123ZM139 64V63H138ZM144 64V63H143ZM142 64V65H143ZM153 64V62L151 63V65ZM220 64V66L222 65ZM244 64V63H243ZM256 64V63H255ZM32 65V63L30 64ZM29 65V66H30ZM45 65V64H44ZM88 65V64H87ZM103 65V64H102ZM112 65V64H111ZM114 65V64H113ZM146 65V64H145ZM155 65V64H153ZM161 65V64H159ZM205 65H207L205 63ZM210 65V64H209ZM238 65V64H237ZM252 65V64H251ZM22 66V64H21ZM28 66V65H27ZM38 66L36 65V68H38ZM45 66H48V65H45ZM54 66V65H53ZM89 66V65H88ZM87 66V67H88ZM96 66V65H95ZM104 66V65H103ZM121 65H119L120 67ZM134 66H136L134 64ZM204 66V65H203ZM212 66V65H211ZM230 66V65H229ZM246 66V64H245ZM256 66V65H255ZM258 66V65H257ZM85 67V66H84ZM99 67V66H98ZM97 67V68H98ZM100 67H101V64H100ZM109 67V66H108ZM113 67V66H112ZM116 67V64L115 66ZM118 67V66H117ZM139 67V65H138ZM151 67V66H150ZM161 67V66H160ZM163 67V66H162ZM199 67V66H198ZM217 66L215 65V68L214 69H217L216 68ZM222 67V66H221ZM31 68V66H30ZM34 68V67H33ZM42 68V67H40ZM45 68V67H44ZM54 68V67H53ZM90 68V66L88 67ZM88 68H87V71H88ZM103 68V67H102ZM105 68V67H104ZM124 69L126 67H123ZM142 68V66H141ZM140 68V70H141ZM145 68V67H144ZM155 68V67H154ZM231 68V67H230ZM234 68V67H233ZM48 69V68H47ZM51 69V68H50ZM48 69V70H50ZM120 69V68H119ZM127 69V68H126ZM125 69V70H126ZM135 69V68H134ZM139 69V68H138ZM137 69V71H138ZM143 69V68H142ZM156 69V68H155ZM204 69V68H203ZM209 69V68H208ZM225 68H223L224 70ZM258 69V67H257ZM32 70V69H31ZM53 71V73H55L54 69H51ZM85 70V69H84ZM104 70H107L106 68ZM109 70V69H108ZM107 70V71H108ZM111 70V69H110ZM109 70V71H110ZM131 70V69H130ZM139 70V71H140ZM198 70V69H197ZM206 70V69H204ZM202 70V71H204ZM222 70V68H221ZM222 70V71H223ZM226 70L228 71V68H226ZM231 70V69H230ZM250 70V69H249ZM255 70L256 68L254 69V73H255ZM34 71V69L32 70ZM45 71V70H43ZM86 71V72H87ZM95 71V69L93 70ZM98 72V69L96 70ZM100 71V70H99ZM115 72V70H113ZM119 70H117L116 72H118ZM127 71V70H126ZM143 71H147V70H144ZM156 71V70H155ZM163 71H165V69H163ZM195 71H196V67H195ZM199 71V70H198ZM210 71V70H209ZM217 71V70H216ZM252 71V70H251ZM41 72V71H40ZM105 71L102 72V74L104 73ZM111 72V71H110ZM136 72V71H135ZM144 72V73H145ZM153 72V68H152V71ZM158 72V71H156ZM162 72V71H161ZM201 72V71H200ZM205 72V71H204ZM213 72V71H212ZM212 72H209L210 74H212ZM229 72V71H228ZM242 72V71H241ZM258 72V71H257ZM39 73V72H38ZM52 72L49 71V74L52 75L53 77V74H51ZM57 73V72H56ZM56 73L54 74V76L56 75ZM92 73V72H90ZM108 73V72H107ZM119 73V72H118ZM121 73V72H120ZM119 73V74H120ZM129 73V71L127 72ZM137 73V72H136ZM147 73V72H146ZM166 73V72H165ZM197 73V72H195ZM206 73V72H205ZM226 73V72H225ZM224 73V74H225ZM243 73V72H242ZM247 73V72H246ZM46 74V77H47V73ZM112 74V73H110ZM134 74V73H133ZM140 74V73H139ZM135 74L137 76V78H141V74ZM159 74V73H158ZM202 74V73H201ZM200 74V75H201ZM204 74V73H203ZM217 74V73H216ZM222 74V73H221ZM244 74H245V71H244ZM249 73H247V76H250V74L248 75ZM23 75V74H22ZM35 76V74H33ZM39 75V74H38ZM37 73H36V76H38ZM43 75L42 74L40 78L44 79L43 78ZM59 76V74H57ZM56 75V77H57ZM66 75V74H65ZM68 75V74H67ZM86 75V74H85ZM91 75V74H90ZM94 75V74H93ZM104 75V74H103ZM124 75V74H123ZM122 75V76H123ZM129 75V74H128ZM147 75V74H146ZM145 75V76H146ZM152 75V74H151ZM207 75V74H206ZM220 75V74H219ZM223 75V74H222ZM227 75V74H226ZM231 75V74H230ZM246 75V74H245ZM244 75V76H245ZM9 76V75H8ZM18 76V75H17ZM34 76H31L32 78ZM45 76V75H44ZM81 76V75H80ZM79 76V78H80ZM84 76V74L82 75ZM89 76V75H88ZM106 76V75H105ZM111 76V75H110ZM109 76V77H110ZM130 76V75H129ZM128 76V77H129ZM143 76V75H142ZM150 76V75H149ZM155 76V74H154ZM218 75H216V78H217ZM246 76V77H247ZM253 76V75H252ZM20 78H23L24 76H19ZM27 77V76H26ZM29 77V76H28ZM50 77V78H52ZM67 77V76H66ZM66 77H64L65 79H67ZM76 77V75L74 76ZM87 77V75H86ZM113 77V76H112ZM127 77V78H128ZM147 77V76H146ZM151 77V76H150ZM149 77V78H150ZM158 77V76H157ZM209 77V75H208ZM222 77V76H221ZM5 78V77H4ZM7 78V77H6ZM15 78V77H14ZM18 78V77H17ZM35 78V77H34ZM38 78V79H40ZM63 78V77H62ZM78 78V79H79ZM85 78V77H83ZM89 78H91L89 76ZM88 78V79H89ZM97 78V77H96ZM111 78V77H110ZM114 78V77H113ZM122 77H120L121 79ZM126 78V80H127ZM138 78V79H139ZM153 78V77H151ZM211 78V77H210ZM214 78V77H213ZM218 78H220L218 76ZM240 78V77H239ZM244 78V77H243ZM250 78V77H248ZM246 78V79H248ZM10 79L12 80V78L10 77ZM16 79V78H15ZM30 79V78H29ZM28 79V80H29ZM48 79V78H47ZM47 79H45L47 81ZM69 79V78H68ZM67 79V80H68ZM77 77L74 79L76 81ZM81 79V78H80ZM79 79V80H80ZM87 79V80H88ZM104 79V78H103ZM109 79V78H108ZM120 79L118 81H120ZM143 79V77H142ZM147 80H151V79H148L146 78ZM146 79H143L145 80L144 81H140L138 80L139 82H144L146 83ZM158 79V78H157ZM165 79V78H164ZM201 79V78H200ZM212 79V78H211ZM227 79V78H226ZM242 79V78H240ZM245 79V78H244ZM253 79V78H252ZM1 80V79H0ZM9 80V79H8ZM24 79H22L23 81ZM26 82H27V79L25 78ZM34 80V79H32ZM41 80V79H40ZM44 80V81H45ZM53 80V79H52ZM82 80V79H81ZM93 80V78H92ZM116 80V79H115ZM113 80V81H115ZM135 79L133 78V81ZM137 80V79H136ZM154 80V79H153ZM159 80V79H158ZM167 79H165L166 81ZM208 80V79H207ZM215 81V79H212ZM211 80V81H212ZM3 81V80H1ZM19 81V80H18ZM17 81V82H18ZM21 81V82H22ZM94 81V80H93ZM100 81V79H99ZM108 81V80H107ZM109 81H111L109 79ZM123 81V80H121ZM137 81V83H138ZM156 81V80H154ZM153 81V82H154ZM211 81H207V83L205 82V84H212L210 83ZM214 81H212L214 83ZM217 81V80H216ZM12 84H13V81H11ZM16 82V80H15ZM19 82V83H21ZM31 82V81H30ZM29 82V84H30ZM35 82V81H34ZM42 82V81H40ZM67 82V81H66ZM84 83V81H82ZM90 82V81H89ZM88 82V83H89ZM103 82H106L103 81ZM117 82V81H116ZM115 82V83H116ZM126 82V81H125ZM132 82V81H131ZM135 82V81H134ZM149 82V81H148ZM152 80H151V83H153ZM157 82V81H156ZM164 82V81H163ZM167 82V81H166ZM201 83H204L200 80ZM222 82V81H221ZM220 82V83H221ZM224 82V81H223ZM226 82V81H225ZM224 82V83H225ZM243 82V80H242ZM2 82H0V85H1ZM24 83V81L22 82ZM33 82H31L32 84ZM39 82H36L35 84H38ZM44 83V82H43ZM48 83L50 84L51 83V80L49 82L48 80ZM58 83V82H57ZM81 83V82H80ZM80 83L78 84V86L80 85ZM86 83V82H85ZM91 83V82H90ZM129 83V82H128ZM137 83H133L132 82V85L133 84H137ZM161 83V82H160ZM210 83V84H209ZM30 84V86H31ZM33 85V86H38L40 84L41 86V83H39L38 85ZM63 84V83H62ZM82 84V83H81ZM114 84V83H113ZM149 84L148 83L146 86L149 87ZM164 84V83H163ZM215 84V83H214ZM24 85V84H23ZM21 84H18V85H9V84H6V87H5V93L2 95L0 94V100L2 103H5V106L7 105V103H9L11 105V102H16L15 100L17 99H23L24 100H29L32 104L34 105H38V104H42L43 103V97H42V92L40 91L39 88H36V87H25ZM45 85V84H44ZM42 84V86H44ZM48 85V84H47ZM52 85V83H51ZM50 85V86H51ZM53 85H56L55 83H53ZM67 85V84H66ZM88 85V84H87ZM87 85H84L83 87L87 86ZM99 85V84H98ZM111 86V84H109ZM115 85V84H114ZM113 85V86H114ZM122 85V84H121ZM125 85V84H124ZM141 85V84H140ZM151 88L150 90L152 89V84H150ZM155 85V83H154ZM162 85V84H161ZM165 85V84H164ZM201 87H202V84H200ZM204 85V84H203ZM3 86V85H2ZM41 86V87H42ZM46 86V85H45ZM49 86V85H48ZM47 86V87H48ZM77 86V87H78ZM81 86V85H80ZM90 86V85H89ZM104 86V84L102 85ZM142 86V85H141ZM194 86H197V85H194ZM206 86V85H205ZM215 86V85H214ZM4 87V86H3ZM39 87V86H38ZM40 87V88H41ZM46 87V88H47ZM88 87V86H87ZM93 86H91L90 88H92ZM96 87H99L97 86L96 84ZM105 87V86H104ZM107 87V86H106ZM112 87V86H111ZM116 87V86H115ZM123 87V85H122ZM126 87V86H125ZM140 87V86H139ZM158 87V86H156ZM162 87V86H161ZM160 87V88H161ZM165 87V86H164ZM198 87V86H197ZM213 87V86H212ZM53 88L54 89H58V87H50V89ZM75 88V87H74ZM80 90L82 89V87H79ZM88 87V89H90ZM95 88V86H94ZM93 88V89H94ZM145 87H142V90H147L146 88L144 89ZM159 88V87H158ZM2 88H0L1 90ZM45 89V88H44ZM49 89V88H48ZM71 89V88H70ZM101 90V88H98ZM103 89V87H102ZM111 89V88H110ZM113 89H117V88H114ZM112 89V90H113ZM133 89V88H132ZM132 89H130V92L132 91V93L134 92ZM156 89V88H155ZM154 87H153V90H154V93L155 95L158 96V94L156 93ZM164 89V88H162ZM161 89V90H162ZM198 89V88H197ZM4 90V89H3ZM59 90V89H58ZM73 90V88H72ZM77 90V88L75 89ZM79 90V89H78ZM99 90V91H100ZM106 90V88H105ZM118 90V89H117ZM127 90V88H126ZM141 90V89H140ZM141 90V91H142ZM149 88H148V91L149 93H153L152 91L150 92ZM166 90V89H165ZM163 90V91H165ZM191 92L193 90V87L192 89H190ZM200 90V89H199ZM230 90V89H229ZM51 91V90H50ZM55 91V90H54ZM74 91V90H73ZM81 91H85L84 88L81 90ZM104 90H102V93H103ZM110 91V90H108ZM114 91V90H113ZM124 91V90H123ZM122 91V93H123ZM140 91V92H141ZM157 91H160L159 89ZM189 91V90H188ZM45 92V90H44ZM49 95L52 94V96L50 95V97L55 98V94L53 95V93H49L48 91H46ZM53 92V91H52ZM77 93V95L79 94L77 91H75ZM80 92V91H79ZM98 92V91H97ZM96 92V93H97ZM145 92V91H143ZM147 92V91H146ZM190 92V94H191ZM194 92V91H193ZM196 93H198V90L196 91ZM46 93V94H47ZM57 94V91L55 92ZM60 93V91H59ZM88 93V92H87ZM86 93V94H87ZM111 93V92H109ZM148 93V92H147ZM153 93V95H154ZM162 93V91H161ZM201 93V92H200ZM235 93V91H234ZM47 94V95H48ZM63 94V93H61ZM75 94V93H74ZM81 94V93H80ZM108 94V92H107ZM130 94V93H129ZM135 94V93H134ZM139 94V93H138ZM137 94V95H138ZM142 94V93H140ZM146 94V93H145ZM166 94V93H165ZM187 94V92H186ZM236 94V93H235ZM82 95V94H81ZM85 95V94H84ZM106 95V93H105ZM132 94H130L131 96ZM150 95V94H149ZM153 95L150 97V98H153ZM154 95V99L156 98V102H158L161 97H158L159 100H157V97H155ZM159 95H161L159 93ZM164 95V94H163ZM188 95H189V92H188ZM197 95V94H196ZM196 95L192 96L191 98L192 99H196ZM199 95V94H198ZM234 95V94H232ZM54 96V97H53ZM58 95H56V98H57ZM73 96V95H72ZM71 96V97H72ZM75 96V95H74ZM73 96V97H74ZM114 96V94H113ZM112 96V97H113ZM116 96V95H115ZM123 96V95H122ZM127 96V95H126ZM145 96V95H143ZM187 96V95H185ZM191 96V95H190ZM201 96V95H200ZM213 96V95H212ZM218 95H216L217 97ZM220 96H221V93H220ZM224 96V95H223ZM49 97V96H48ZM72 97V98H73ZM106 97V96H105ZM120 97V96H119ZM125 97V96H124ZM139 97H141L139 95ZM202 97V96H201ZM204 97V96H203ZM202 97V98H203ZM219 97V96H218ZM55 98V99H56ZM76 98L79 99V97L76 96ZM86 98V97H85ZM88 98V97H87ZM86 98V99H87ZM100 98V97H99ZM103 98V96H102ZM110 98V96H109ZM118 98V96H117ZM128 98V97H127ZM136 98V97H135ZM143 98V97H142ZM188 98V99H187ZM187 98H184L186 101L189 100L190 97H187ZM206 98V96H205ZM213 97H209L205 102L207 103L206 106H207V112L205 111V108H204V111H201L205 113L204 117L201 116L202 118H200V116H195V114H193V112H197L196 109H194V111L192 113H190V111H186L188 112L189 114H186L185 112V116H183V114L181 115V117H185L183 120H181V122L183 123V126L181 128H177V125L180 123H178L176 125V128L178 130H175L173 129L175 133L173 137L174 141L172 145H170V143L168 145V148L165 150L164 147L163 149L165 150V154L162 155L163 158H160L162 159V170H163V176L161 178V180H159L157 183L153 181V176H152V172H153V165L150 161V151L149 149H147L144 145H143V142L139 140V142L142 144H137V142H135V140L133 139L132 135H129V134H123V132L120 130V128H116L115 130V135L113 136V140H112V143H109L107 149H109L110 153L108 156H100V155H96L95 157L92 156L93 160H89V157L86 153V151L84 150H81V149H78L77 146H75L76 144L73 143L72 144V141L75 139L76 136H78V133L79 131H77L76 129H74V131H69V130H66L65 132H60V133H54V131L52 130V127L51 129L49 130V133L48 135L46 136L45 134L46 133H43L44 131L47 130V120L45 121V119H47L45 117V119L43 118V114H41L42 117H36L32 122L30 123H27L29 121V118L28 120L24 121L23 123H19L18 121H16V123H6L4 124L3 127H0V264H135V262L139 263V262H144L143 260V256L145 255V252H146V243H145V240L143 238V235H142V231H141V228H140V218L139 216L135 213L138 209V206L141 205L139 204L140 203V200L143 199V195L146 193V191H149V190H153V191H156L157 195H162V194H169V193H172L176 190L178 184H179V181L181 180V171H182V167H183V164L188 161H185V155L188 154L186 153V149H189L192 145L193 147L195 146L196 142H195V135L193 136L190 132H191V129L189 130L186 126H187V121L188 123H192V124H195V126H197L196 124L198 123L197 119H202V123L203 125H206L208 127V132L210 137L213 135V137L216 135H218L217 133H213V130L214 129H217V127L215 126V128L213 129L214 127V124L213 123V120H214V105L216 103H219V102H215L214 103V99H210ZM226 98V97H225ZM52 99H50L52 101ZM75 99V97H74ZM77 99V100H78ZM83 99V98H82ZM120 99V98H119ZM126 99V98H125ZM134 99V97H133ZM139 99V98H138ZM138 99H135L138 101ZM192 99L190 103H195L197 104L195 101L192 102ZM199 99V97H198ZM222 99V98H220ZM228 99V98H227ZM73 100V99H72ZM84 100V99H83ZM88 100V99H87ZM86 100V101H87ZM91 100V99H90ZM102 100V99H101ZM134 100V101H135ZM202 100V99H201ZM218 100V99H217ZM224 100V98H223ZM229 100V99H228ZM20 101V100H18ZM45 101V100H44ZM49 101V100H48ZM50 101V102H51ZM92 101V100H91ZM110 100H108L107 102H109ZM112 101V100H111ZM127 101V100H126ZM128 101L129 98H128ZM152 101V99H151ZM155 101L153 102L155 104ZM164 101V100H163ZM185 103H188L186 102ZM200 101V99H199ZM203 101V100H202ZM220 101V100H219ZM21 102V101H20ZM25 102V101H24ZM55 102V101H54ZM82 102V101H81ZM85 102V101H84ZM102 102V101H100ZM105 102V101H104ZM103 102V103H104ZM115 102V101H114ZM114 102H112L113 104H115ZM140 102V101H139ZM184 102V101H183ZM224 102V101H223ZM228 103V101H226ZM224 102V105L225 103ZM17 103V102H16ZM16 103H15V106H16ZM19 103V102H18ZM23 102H21V106L23 105L22 104ZM30 103V105H31ZM46 103V102H45ZM78 103V102H77ZM141 103V102H140ZM143 103V102H142ZM159 104H161L160 102H158ZM13 104V103H12ZM20 104V103H19ZM25 104V103H24ZM72 104V103H71ZM79 104V103H78ZM86 104V103H85ZM96 104V103H94ZM106 104V103H105ZM121 104V102H120ZM158 104V106H159ZM200 104V103H198ZM205 104V103H204ZM223 104V103H222ZM10 105L7 107H10ZM14 105V104H13ZM12 105V106H13ZM28 105V108H32V106L30 107L29 103H26L25 105H23V109L25 106ZM54 105V103H53ZM53 105L51 106L52 109L53 108ZM74 105H77V104H74ZM93 105V104H92ZM136 105V104H135ZM140 105V104H139ZM157 105V103L155 104ZM186 106L189 104H185ZM184 105V106H185ZM219 105V104H218ZM229 105V104H228ZM0 106H1V103H0ZM3 106V105H2ZM1 106V108H2ZM19 106V105H18ZM44 106V105H43ZM82 106V105H81ZM86 106V105H84ZM91 106V105H90ZM113 106V105H112ZM138 106V105H137ZM141 106V105H140ZM157 106V107H158ZM183 106V105H182ZM191 106V105H190ZM201 106V105H200ZM205 106V105H204ZM20 107V106H19ZM22 107H21V110H22ZM42 107V106H41ZM50 107V105H49ZM73 107V105H72ZM104 107V106H103ZM116 107V106H115ZM119 107V106H118ZM145 107V106H144ZM156 107V108H157ZM161 107V106H160ZM159 107V108H160ZM163 107V105H162ZM193 107V106H192ZM220 107V106H218ZM4 108V107H3ZM14 108V107H12ZM36 108H38L36 106ZM35 108V109H36ZM40 108V107H39ZM44 109H47L46 107H42ZM42 108H41V112H42ZM75 108V106H74ZM94 108V107H93ZM96 108V107H95ZM101 108V106H100ZM107 108V107H106ZM139 108V106H138ZM158 108V109H159ZM186 108V107H185ZM188 108V107H187ZM184 109L185 110H187ZM197 108V107H196ZM232 108V107H231ZM9 109V108H7ZM49 109V108H48ZM92 109V108H91ZM108 109V108H107ZM143 109V108H142ZM200 109V108H198ZM197 109V110H198ZM218 110V108L215 107V110ZM19 110V109H18ZM25 110V109H24ZM39 110V109H37ZM56 110V109H55ZM95 110H98L97 108ZM105 110V109H104ZM114 110V109H113ZM128 110V109H126ZM140 110V109H139ZM138 110V111H139ZM161 110V109H160ZM183 110V109H182ZM189 110V109H188ZM15 111V110H14ZM27 111V110H26ZM35 111V110H33ZM32 111V112H33ZM47 111V110H46ZM91 111V110H89ZM103 111V110H102ZM112 111V110H111ZM123 111V110H122ZM135 111V110H134ZM145 111V110H143ZM142 111V112H143ZM158 111V110H157ZM163 111V110H162ZM183 111V112H184ZM0 112H1V109H0ZM17 112V111H16ZM21 112V111H19ZM19 112L17 113L19 115ZM28 112V111H27ZM26 112V114L29 116V114ZM31 112V111H30ZM40 112V113H41ZM49 113V111H47ZM53 112V111H52ZM52 112L50 113L52 115ZM114 112V111H112ZM133 112V111H132ZM141 111H139L140 113ZM161 112V111H160ZM221 112V111H220ZM13 113V112H12ZM43 113V112H42ZM101 113V112H99ZM116 113L118 114V111H116ZM120 113V112H119ZM127 113V111H126ZM138 113V114H139ZM144 113V112H143ZM159 113V112H158ZM182 113V112H181ZM200 113V114H201ZM4 114V113H3ZM14 114V113H13ZM16 114V115H17ZM49 114V115H50ZM84 114V113H83ZM89 114V113H88ZM94 114V113H92ZM132 114V113H131ZM156 114V112H155ZM161 114V113H159ZM203 114V113H202ZM216 114V113H215ZM223 114V113H222ZM221 114V115H222ZM1 115V114H0ZM15 115V116H16ZM21 115V114H20ZM23 115V114H22ZM21 115V116H22ZM25 115V114H24ZM38 115V114H37ZM47 115V113L45 114ZM56 115V113H55ZM90 115V114H89ZM115 115V114H114ZM120 115V114H119ZM127 115L129 116V114L127 113ZM145 115V114H144ZM158 115V114H156ZM219 115V116H221ZM226 115V114H225ZM4 116V115H3ZM3 116H1L3 118ZM9 116V114L7 115ZM13 116L12 114L9 116L11 117ZM20 116V117H21ZM33 116V114L31 115ZM54 116V115H53ZM52 116V118H53ZM58 116V115H57ZM93 116V115H92ZM91 116V117H92ZM102 116V115H101ZM109 116V115H108ZM107 116V120L109 121V118ZM159 116L158 115V118H156L157 120L159 119ZM216 116V115H215ZM5 117V116H4ZM24 118H26L27 116H23ZM35 117V115H34ZM56 117V116H55ZM63 117V116H62ZM80 117V116H79ZM78 117V118H79ZM83 117V116H82ZM86 117V115L84 116ZM90 117V118H91ZM94 117V116H93ZM98 117V116H97ZM103 117V116H102ZM125 117V115H124ZM123 117V118H124ZM141 119L142 116H140ZM140 117H139V121H140ZM147 117V116H146ZM157 117V116H156ZM6 118V117H5ZM13 118V117H11ZM17 118V117H15ZM22 118V117H21ZM21 118H18L21 120ZM31 118V117H30ZM95 118V117H94ZM93 120H96L94 119ZM105 118H106V113H105ZM118 118V117H117ZM117 118L115 116H111L110 120L112 121V124L115 125V123H118L117 121ZM127 118V117H126ZM148 118V117H147ZM151 118V117H150ZM9 119V118H8ZM33 119V118H32ZM72 119V118H71ZM76 119V118H74ZM101 119V118H99ZM131 119V117H130ZM146 119V118H145ZM204 119V120H203ZM6 119L3 118V121H6ZM15 120V119H14ZM49 120V118H48ZM56 120V118H55ZM55 120H52L53 122ZM78 120V119H76ZM92 120V121H93ZM106 120V119H105ZM127 120V119H126ZM150 119H148V122ZM153 120V119H152ZM179 120V119H178ZM195 120V121H194ZM216 120V118H215ZM214 120V121H215ZM2 121V122H3ZM13 121V120H12ZM22 121V120H21ZM51 121V120H50ZM75 121V120H74ZM72 121V122H74ZM82 121V120H81ZM81 121H79L78 123H80ZM91 121V119H90ZM101 121V120H99ZM123 121V120H121ZM1 122V123H2ZM8 122H10L8 120ZM14 122V121H13ZM26 122V123H25ZM58 122V121H57ZM103 122V121H102ZM129 122L132 124V121L129 120ZM142 122V120L140 121ZM220 122V121H219ZM4 123V122H3ZM50 123V122H49ZM77 124V122H75ZM74 123V124H75ZM82 123V122H81ZM87 123H91V122H88ZM86 123V124H87ZM97 123V122H96ZM147 123V122H146ZM145 123V124H146ZM156 123V121L154 122ZM224 123V122H223ZM55 125V123H53ZM52 122L50 125H52ZM70 124V123H68ZM83 125H85L84 123H82ZM93 124V123H92ZM135 124V123H134ZM151 124V123H150ZM217 124V123H216ZM3 125V124H1ZM72 125V123H71ZM95 125V124H94ZM100 125V124H99ZM98 125V126H99ZM111 125V124H110ZM129 125V124H128ZM136 125V124H135ZM142 125V124H141ZM148 125V124H147ZM146 125V127H147ZM153 125V124H151ZM77 126V125H76ZM88 126V125H87ZM91 126V125H90ZM97 126V125H96ZM109 126V125H108ZM112 126V125H111ZM118 126V125H117ZM130 126V125H129ZM194 126V127H195ZM49 127V128H50ZM57 127H58V123H57ZM55 126V128H57ZM73 127V125H72ZM79 127V126H78ZM84 127V126H82ZM92 127H95V126H92ZM105 127V125H104ZM131 127V126H130ZM136 127V126H135ZM145 127V128H146ZM179 127V125H178ZM205 127V126H204ZM206 127V128H207ZM54 128V127H53ZM70 128V127H69ZM76 128V127H75ZM85 128H86V125H85ZM84 128V129H85ZM114 128V127H113ZM127 128V127H126ZM155 128V126H154ZM59 131L60 129L57 128ZM66 129H67V126H66ZM87 129V128H86ZM91 129V127H90ZM95 129V128H94ZM132 129V127H131ZM142 129V128H141ZM194 129V128H192ZM53 131V132H50V131ZM63 130V129H61ZM72 130V129H70ZM79 130H82V129H79ZM93 130V129H92ZM149 130V129H147ZM153 130V129H152ZM157 130V129H156ZM195 130V129H194ZM202 130V129H201ZM85 131V130H82V132ZM88 131V129H87ZM91 131V130H89ZM109 131V130H108ZM106 131V132H108ZM193 131V130H192ZM196 132L198 130H195ZM200 131V129H199ZM216 131V130H215ZM101 132V131H100ZM110 132V131H109ZM125 132V131H124ZM145 132V131H144ZM172 132V131H171ZM195 132V133H196ZM90 133V132H89ZM113 133V134H114ZM154 133V132H152ZM159 132H157L158 134ZM170 133V132H169ZM172 133V134H174ZM193 132V134H195ZM199 133V132H197ZM204 133V131H203ZM206 133V134H207ZM45 135V136H42V135ZM86 134V133H85ZM93 134V133H92ZM100 134V133H99ZM101 134H103L101 132ZM133 134V132H132ZM139 133L134 130V135L136 137H138ZM109 135V134H108ZM112 135V134H111ZM117 135V136H116ZM96 136V135H94ZM100 136V135H99ZM102 136V135H101ZM104 136V135H103ZM102 136V137H103ZM145 136V135H144ZM167 136H170V135H167ZM198 136V135H197ZM202 136H205V135H202ZM207 136V135H206ZM91 138V136H89ZM154 137V136H153ZM78 138V137H77ZM80 138V137H79ZM98 138V134H97V137ZM104 138V137H103ZM102 138V139H103ZM139 138V137H138ZM157 138V137H156ZM170 140H173L171 139L170 137H168ZM167 138V139H168ZM196 138H199L196 137ZM206 138V137H205ZM101 139V138H100ZM154 139V138H153ZM158 139V138H157ZM168 139V140H169ZM211 139V138H210ZM91 140V139H90ZM93 140V139H92ZM109 140V139H108ZM199 140V139H197ZM212 140V139H211ZM76 141V140H75ZM96 141V139H95ZM111 141V140H110ZM158 141V140H157ZM201 141V140H200ZM81 142V140L79 141ZM159 142V141H158ZM166 144L169 142L165 141ZM165 142H163V144L165 145ZM171 142V141H170ZM171 142V143H172ZM202 142V141H201ZM100 143V142H99ZM161 143V142H160ZM212 143V141H211ZM75 144V145H74ZM84 144V143H83ZM97 144V143H96ZM106 144V143H105ZM156 144V143H155ZM198 142H197V145L198 146ZM213 144V143H212ZM90 145V144H89ZM92 145V144H91ZM102 144L100 143V147ZM163 145V146H164ZM200 145H204V144H199ZM88 146V145H87ZM97 146V145H95ZM198 146V147H199ZM207 146V145H206ZM210 147V144L208 145ZM98 147V146H97ZM162 147V146H161ZM203 147V146H201ZM200 147V148H201ZM92 148V147H91ZM94 148V147H93ZM99 148V147H98ZM211 148V147H210ZM84 149V148H83ZM96 149V148H95ZM162 149V150H163ZM202 149V148H201ZM100 150V148H99ZM190 150V149H189ZM192 150V149H191ZM199 150V149H198ZM92 151L90 150V153ZM96 152V151H94ZM103 152V151H102ZM190 152V151H189ZM196 152V150L194 151ZM99 153V151H98ZM107 153V152H106ZM191 153V152H190ZM192 153H193V150H192ZM208 153V152H207ZM94 154H97V153H94ZM105 154V153H103ZM87 155V156H86ZM90 155V154H89ZM192 155V154H191ZM205 155V153H204ZM188 156V155H187ZM194 155L192 156H188V158H192ZM200 156V155H199ZM203 156V155H202ZM161 157V156H160ZM196 157V156H195ZM194 157V159H195ZM198 157V155H197ZM204 157V156H203ZM154 159V158H153ZM193 159V158H192ZM191 159V160H192ZM193 159V160H194ZM204 159V158H203ZM202 159V161H203ZM188 160V159H187ZM190 160V161H191ZM209 160V159H208ZM207 160V161H208ZM189 161V162H190ZM206 161V162H207ZM213 161V160H212ZM211 161V162H212ZM194 162V161H193ZM210 162V163H211ZM209 163V164H210ZM191 164H192V161H191ZM185 165V164H184ZM194 166V164H192ZM213 165V164H212ZM212 165L210 167H212ZM192 167V166H191ZM209 167V166H208ZM187 168V167H185ZM212 169V168H211ZM188 170V169H187ZM190 170V169H189ZM192 170V169H191ZM209 172V171H208ZM207 172V173H208ZM211 172V171H210ZM187 172H185L186 174ZM194 173V172H192ZM191 173V174H192ZM188 175V174H187ZM185 175V177L187 176ZM191 176V175H190ZM189 177V176H187ZM186 177V178H187ZM196 178V176H195ZM184 179V178H183ZM202 179V178H201ZM214 179V178H213ZM189 180V179H188ZM194 180V178H193ZM208 180V179H207ZM214 184V183H213ZM212 184V185H213ZM198 185V184H197ZM210 186V185H209ZM179 187V186H178ZM193 187V186H192ZM196 188V186H194ZM208 187V185H207ZM207 187H205L206 189H208ZM214 187V185H213ZM194 188V189H195ZM212 188V186H211ZM210 188V189H211ZM216 187H214L215 189ZM201 189V188H200ZM203 189V188H202ZM205 189V194L206 196L213 198L216 197V196H212L211 194L207 195V191ZM213 190V192H215V190ZM218 189V188H217ZM186 190V189H185ZM190 190V189H189ZM179 191V190H178ZM211 191V190H210ZM186 192V191H184ZM202 192V191H201ZM200 192V193H201ZM207 192V193H206ZM212 192V191H211ZM148 193V192H147ZM198 193V192H197ZM196 193V194H197ZM149 194V193H148ZM147 194V196H148ZM153 194V193H152ZM175 194V193H174ZM173 194V195H174ZM195 194V193H193ZM202 194V193H201ZM215 194V193H214ZM171 195V194H170ZM217 195V194H216ZM158 196V197H159ZM197 196H200L197 194ZM193 197L194 199L196 198L197 199V203L198 201H201V200H198L199 198L198 197ZM204 196V195H203ZM157 197V198H158ZM145 198V197H144ZM151 198V197H150ZM149 198V199H150ZM165 198V197H164ZM192 198V199H193ZM156 199V198H155ZM160 199V198H159ZM172 199V198H171ZM176 199V197H175ZM178 199V198H177ZM193 199V200H194ZM195 199V201H196ZM209 200V198H208ZM157 201V200H156ZM172 201V200H171ZM189 201V200H188ZM144 202V201H143ZM159 202V201H158ZM191 202V200L189 201ZM202 202V201H201ZM210 202V201H209ZM213 202H216L213 200ZM195 203V202H194ZM186 204V203H185ZM193 204V203H192ZM196 204V203H195ZM216 204V203H215ZM145 205V204H144ZM200 205V204H199ZM217 205V204H216ZM150 206V205H149ZM158 206V205H157ZM185 206V205H184ZM190 206H191V203H190ZM202 206V205H201ZM206 206V204L204 205ZM215 206V205H214ZM158 208V207H157ZM182 208V207H181ZM180 208V210H182ZM185 208V207H184ZM204 207H202V210H203ZM208 208V207H207ZM201 209V208H200ZM206 209V208H205ZM177 210V209H176ZM188 210V209H187ZM199 210V208H198ZM209 210V209H208ZM214 210V209H213ZM174 212V211H173ZM178 212V211H177ZM182 212V211H181ZM191 212V211H190ZM200 212V211H199ZM210 212V210H209ZM213 212V211H212ZM201 213V212H200ZM184 214V213H183ZM201 215V214H200ZM206 215V214H205ZM172 216H176L175 214L172 215ZM186 216V215H185ZM197 216V215H196ZM189 217V216H188ZM200 217V216H199ZM207 217V216H206ZM210 217V216H209ZM213 217V215H212ZM211 217V218H212ZM201 218V217H200ZM172 219V218H171ZM178 220V219H176ZM180 220H182L180 218ZM198 220V219H197ZM188 221V220H187ZM200 221V220H199ZM179 222V221H178ZM183 222V221H181ZM204 222V221H203ZM189 223V222H188ZM201 223V222H200ZM206 223V222H205ZM204 223V224H205ZM210 223V222H208ZM172 224V223H171ZM177 224V222H176ZM185 224V223H184ZM174 225V224H173ZM178 225V224H177ZM182 225V224H181ZM190 225V224H189ZM193 225V224H192ZM203 225V224H202ZM168 226V225H167ZM186 226V225H185ZM198 226V225H197ZM142 227V225H141ZM155 227V226H153ZM175 227V226H174ZM200 227V226H199ZM151 230H149L150 232L152 231V227H150ZM157 228V227H156ZM165 228V227H164ZM167 228V227H166ZM173 228V227H172ZM175 228H178V227H175ZM182 228H185L182 226ZM188 228V226H187ZM143 229V227H142ZM162 229V228H161ZM198 229V228H197ZM160 230V229H159ZM165 230V229H164ZM171 230V229H170ZM176 230V229H175ZM186 230V229H185ZM189 231V230H188ZM155 232V231H154ZM154 232L152 231L151 233L154 234ZM157 232V231H156ZM160 232V231H159ZM158 232V233H159ZM166 232V231H165ZM170 233V231H167ZM184 232V231H183ZM200 232V231H199ZM149 233V232H148ZM151 233L149 234V237L151 238V240L153 242H156V240L158 241L159 236H150ZM156 234V233H155ZM154 234V235H155ZM172 234V232L170 233ZM186 234V233H185ZM160 235V234H159ZM175 235H178L177 233ZM164 236V235H163ZM172 235H170L171 237ZM179 236V235H178ZM166 237V236H164ZM177 237V236H176ZM175 237V238H176ZM178 238V237H177ZM187 238V237H186ZM190 238V237H189ZM188 239V238H187ZM155 240V241H154ZM178 240V239H177ZM196 240V239H195ZM149 241V240H148ZM164 241V246L162 248V250H160V254H161V251H163V249H166L167 246V243ZM170 242V247L169 248H172V245L174 246V244H171L172 243V240H169L167 238V242ZM192 241V240H191ZM151 243V241H149ZM161 242V241H158V243ZM196 242V241H195ZM198 242V241H197ZM149 243V244H150ZM157 243V242H156ZM175 243V242H173ZM194 243V241H193ZM160 245V244H159ZM184 245V244H183ZM181 246V245H180ZM179 246V247H180ZM175 247V246H174ZM173 247V248H174ZM161 248V247H160ZM173 248L171 249V251H173ZM185 248H188L185 246ZM184 248V249H185ZM148 249V248H147ZM182 249V248H181ZM96 250L100 251V257H101V260L99 262H94V263H89V261L87 260V255L89 252H95ZM177 250V249H175ZM183 250V249H182ZM148 251V250H147ZM167 253V249L165 250ZM227 251V250H226ZM164 252V251H163ZM150 253V252H149ZM165 253V254H167ZM159 254V253H158ZM170 254V253H168ZM172 254V253H171ZM178 254V253H177ZM157 255V254H156ZM175 255V254H174ZM155 256V255H153ZM167 255H165V258ZM170 256V255H169ZM172 256V255H171ZM224 256V255H223ZM145 257V256H144ZM157 257V256H155ZM159 257V255H158ZM157 257V258H158ZM151 258V257H150ZM161 258V256H160ZM176 258V257H175ZM174 258V259H175ZM156 259V258H155ZM264 260V259H263ZM150 261V260H149ZM158 261V259H157ZM155 261V264L156 262ZM160 261V260H159ZM173 261V260H171ZM152 262V261H151ZM150 262V264H151ZM163 263H165V261L162 260ZM169 262V261H168ZM177 262V261H176ZM160 263V262H159ZM145 264V263H144ZM148 264V263H147ZM153 264V263H152ZM167 264V263H166ZM190 264V263H189Z\"/></svg>","mask_w":264,"mask_h":264}]
</instances>
